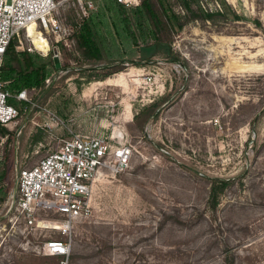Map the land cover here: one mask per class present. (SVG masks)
<instances>
[{
    "label": "rangeland",
    "instance_id": "obj_1",
    "mask_svg": "<svg viewBox=\"0 0 264 264\" xmlns=\"http://www.w3.org/2000/svg\"><path fill=\"white\" fill-rule=\"evenodd\" d=\"M191 1L216 14L194 18L180 0H168L180 26H162L158 37L176 59H147L133 46L110 63L87 60L75 32L89 14L78 0H59L56 23H36L13 38L16 50L51 63L41 84L25 86L29 100L20 102L18 121L0 124V167L7 170L0 264H264V0H226L230 9L221 0ZM34 33L49 41L48 52L33 46ZM10 91L14 98L18 91ZM114 129V140L132 147L129 165L95 179L91 213L75 218L71 232L45 221L26 226L9 210L20 168L72 131ZM66 236L67 259L39 251Z\"/></svg>",
    "mask_w": 264,
    "mask_h": 264
},
{
    "label": "built area",
    "instance_id": "obj_2",
    "mask_svg": "<svg viewBox=\"0 0 264 264\" xmlns=\"http://www.w3.org/2000/svg\"><path fill=\"white\" fill-rule=\"evenodd\" d=\"M78 1L84 16L95 8L93 0ZM119 1L130 5L134 0ZM58 5L59 0H0V124L16 123L21 115L20 102L29 100L27 88L16 92V102L11 100L13 94L3 78L8 46L33 21L44 26L56 23L53 17ZM114 137L113 133L72 131L57 148L18 170L9 210L15 207L16 217L21 216L26 226L45 221V226L54 224L65 233L71 232L75 218L91 213L95 179L105 170L121 172L129 165L132 147ZM40 211L56 216L53 220L40 218ZM71 246L69 236L51 238L39 246V251L67 259Z\"/></svg>",
    "mask_w": 264,
    "mask_h": 264
},
{
    "label": "trees",
    "instance_id": "obj_3",
    "mask_svg": "<svg viewBox=\"0 0 264 264\" xmlns=\"http://www.w3.org/2000/svg\"><path fill=\"white\" fill-rule=\"evenodd\" d=\"M185 10L191 17L211 19L216 14L210 12L199 4L198 10L194 9L191 0H180ZM97 9H91L75 32L78 47L89 61H102L110 63L122 59L125 54L133 53V46H137L144 58H151L155 54L166 55L176 59L171 44L158 37V29L166 25L179 27V14L175 12L168 0H142L138 5H127L119 0H94ZM230 9L226 0H221ZM233 17L240 15L232 10ZM150 38L148 44H140L141 39ZM153 46L149 54L145 47ZM51 60L37 53L27 50H16L14 39L10 42L5 54L3 78H11L7 86L17 91L25 86L39 85L43 82L49 70ZM120 66V64L115 65ZM15 97H11L14 101ZM140 113V112H139ZM135 115L136 118H139ZM156 116L157 112L147 114ZM148 117H145V120ZM1 162V161H0ZM1 165V163H0ZM7 175L6 168L0 167V180ZM4 187L0 181V192ZM4 194L0 193V199Z\"/></svg>",
    "mask_w": 264,
    "mask_h": 264
},
{
    "label": "bare ground",
    "instance_id": "obj_4",
    "mask_svg": "<svg viewBox=\"0 0 264 264\" xmlns=\"http://www.w3.org/2000/svg\"><path fill=\"white\" fill-rule=\"evenodd\" d=\"M36 23H37V22L33 21V22L29 23V24L27 25L26 28H28V27H30L31 25H34V24H36ZM31 43L33 44V46H34L36 49H38V50H40V51H43V52H48V50L50 49L49 41H48L44 36H42V35H40V34H38V33H34V34L32 35ZM115 130H116V129L113 130V135H114V136H117V134H118V133H117L118 130L116 131V134H115Z\"/></svg>",
    "mask_w": 264,
    "mask_h": 264
},
{
    "label": "water",
    "instance_id": "obj_5",
    "mask_svg": "<svg viewBox=\"0 0 264 264\" xmlns=\"http://www.w3.org/2000/svg\"><path fill=\"white\" fill-rule=\"evenodd\" d=\"M54 50H56V48H54ZM54 60H55L56 66H60V60L57 54L54 56Z\"/></svg>",
    "mask_w": 264,
    "mask_h": 264
}]
</instances>
